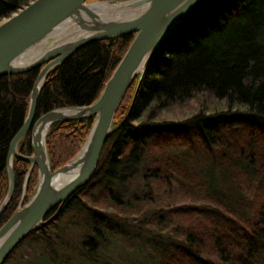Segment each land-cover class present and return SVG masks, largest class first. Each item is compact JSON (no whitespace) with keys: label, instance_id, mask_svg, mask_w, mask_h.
<instances>
[{"label":"trees","instance_id":"obj_1","mask_svg":"<svg viewBox=\"0 0 264 264\" xmlns=\"http://www.w3.org/2000/svg\"><path fill=\"white\" fill-rule=\"evenodd\" d=\"M31 1L0 0V21ZM133 37L88 44L52 71L36 118L94 103ZM37 73L0 77V203L8 185V148L26 118ZM137 85L138 79L115 114L91 180L19 246L46 234L72 203L97 191L103 205L90 208L92 236L80 243L87 251L102 222L111 229L112 220L141 212V223L160 231L154 264H264V0H204L171 32ZM182 106L196 112L181 121L157 120ZM92 121L51 127L46 148L52 172L78 152ZM18 151L31 154L30 133ZM28 168L14 158V193L0 227L36 188L34 168L22 201ZM118 183L130 187L134 201H113Z\"/></svg>","mask_w":264,"mask_h":264},{"label":"water","instance_id":"obj_2","mask_svg":"<svg viewBox=\"0 0 264 264\" xmlns=\"http://www.w3.org/2000/svg\"><path fill=\"white\" fill-rule=\"evenodd\" d=\"M204 0H32L0 23V77L38 70L26 118L12 138L6 160L7 191L0 217L14 188L13 160L33 169L36 188L0 227V264H5L28 235L47 225L62 206L96 172L103 147L113 132V120L129 88H137L157 51ZM99 5H105L99 9ZM134 35L96 101L89 105L50 110L36 118V108L50 73L88 44ZM93 118L78 152L64 166L51 171L46 138L57 123ZM30 133L31 154L19 153L20 141ZM52 216L47 219L51 214Z\"/></svg>","mask_w":264,"mask_h":264},{"label":"rangeland","instance_id":"obj_3","mask_svg":"<svg viewBox=\"0 0 264 264\" xmlns=\"http://www.w3.org/2000/svg\"><path fill=\"white\" fill-rule=\"evenodd\" d=\"M195 112L194 107H176L159 113L157 120L181 121ZM202 164L199 163L198 166ZM133 184L134 181L129 185ZM113 189L117 194L113 197L114 202L116 200L124 205L135 200L129 193L130 187L118 183L117 190L116 186ZM97 195V191H94L92 196L84 197L82 202L72 203L57 223L47 228L46 234H36L31 238L34 241L29 240L19 246L6 264H154L157 262L158 256L154 246L156 247V240H159L160 231L152 224L141 223L145 216L141 212L122 222L118 219L112 220L111 229H106L102 222L97 226L99 233L96 235L97 238L95 236L93 250L90 252L82 248L80 243L92 236L89 231L92 229L94 219L90 208L103 205ZM97 222L100 223V219Z\"/></svg>","mask_w":264,"mask_h":264},{"label":"bare ground","instance_id":"obj_4","mask_svg":"<svg viewBox=\"0 0 264 264\" xmlns=\"http://www.w3.org/2000/svg\"><path fill=\"white\" fill-rule=\"evenodd\" d=\"M104 6H105V5H99L98 7H99V9H102Z\"/></svg>","mask_w":264,"mask_h":264}]
</instances>
